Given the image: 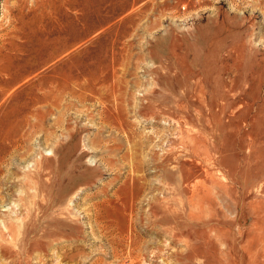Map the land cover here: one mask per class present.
Listing matches in <instances>:
<instances>
[{
  "label": "rangeland",
  "instance_id": "rangeland-1",
  "mask_svg": "<svg viewBox=\"0 0 264 264\" xmlns=\"http://www.w3.org/2000/svg\"><path fill=\"white\" fill-rule=\"evenodd\" d=\"M0 67V264H264V0H0Z\"/></svg>",
  "mask_w": 264,
  "mask_h": 264
},
{
  "label": "bare ground",
  "instance_id": "bare-ground-1",
  "mask_svg": "<svg viewBox=\"0 0 264 264\" xmlns=\"http://www.w3.org/2000/svg\"><path fill=\"white\" fill-rule=\"evenodd\" d=\"M4 69L5 68L0 67V73L6 71ZM2 74H6V73H2ZM16 229H17V227L15 226L14 223H4L2 226H0V232L2 235H5L7 232L9 234H12V236H14V232ZM1 247H2V249H0L1 254H6L8 252V250L3 246H1Z\"/></svg>",
  "mask_w": 264,
  "mask_h": 264
}]
</instances>
